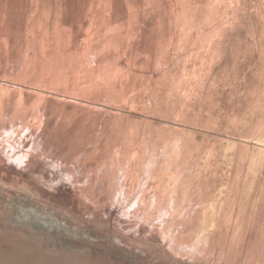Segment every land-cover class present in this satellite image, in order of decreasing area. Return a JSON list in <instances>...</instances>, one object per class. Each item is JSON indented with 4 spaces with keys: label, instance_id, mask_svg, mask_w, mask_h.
I'll use <instances>...</instances> for the list:
<instances>
[{
    "label": "rangeland",
    "instance_id": "rangeland-1",
    "mask_svg": "<svg viewBox=\"0 0 264 264\" xmlns=\"http://www.w3.org/2000/svg\"><path fill=\"white\" fill-rule=\"evenodd\" d=\"M0 198L132 264H264V0H0Z\"/></svg>",
    "mask_w": 264,
    "mask_h": 264
},
{
    "label": "bare ground",
    "instance_id": "bare-ground-1",
    "mask_svg": "<svg viewBox=\"0 0 264 264\" xmlns=\"http://www.w3.org/2000/svg\"><path fill=\"white\" fill-rule=\"evenodd\" d=\"M7 206L0 222V264H132L126 255L92 247L89 237L56 217L21 210L19 203Z\"/></svg>",
    "mask_w": 264,
    "mask_h": 264
}]
</instances>
